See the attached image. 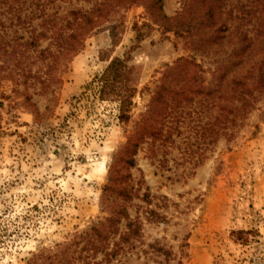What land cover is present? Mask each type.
<instances>
[{"label":"rangeland","instance_id":"rangeland-1","mask_svg":"<svg viewBox=\"0 0 264 264\" xmlns=\"http://www.w3.org/2000/svg\"><path fill=\"white\" fill-rule=\"evenodd\" d=\"M161 1L168 18L184 9V0ZM95 2L57 1L51 12L89 10ZM111 4L76 55L52 47L46 58L35 52L22 64L1 59L0 264L54 253L108 217L104 189L115 168L130 178L128 211L142 234L111 264H166L151 248L157 245L172 251L170 264H264V92L217 139L218 99L205 94L220 56L193 50L142 2ZM114 58L127 60L136 90L126 123L119 102L100 95L99 78ZM181 58L198 65L196 88H185L178 109L170 96L161 135L140 142L133 166L120 161L129 140L154 124L156 93ZM263 58L264 49H252L244 73Z\"/></svg>","mask_w":264,"mask_h":264},{"label":"trees","instance_id":"trees-1","mask_svg":"<svg viewBox=\"0 0 264 264\" xmlns=\"http://www.w3.org/2000/svg\"><path fill=\"white\" fill-rule=\"evenodd\" d=\"M57 1L66 3L70 0H0V62L3 57H13L16 63L22 64L23 58H29L35 52L46 58L52 54V47L58 49L60 55H76L86 39L100 27V18L111 13V2L116 0H95L89 10L71 9L62 15L59 7L51 12ZM118 1L142 2L156 23L187 39L193 50L205 54L212 50L220 56L209 92L205 94L203 87L198 86L202 89L198 94L218 99L214 123L217 139L228 122L235 130L238 121L254 109L256 95L264 92V58L254 62L244 73L252 49H264V0H184L183 11L174 18L164 15L161 0ZM35 20L39 23L34 24ZM44 40H50L49 46L39 49ZM197 68L193 61L181 58L168 69L154 98L150 118L154 124L150 122L141 134L129 140L120 161L133 166L131 157L140 142L147 136L157 139L161 135L163 122L173 110L169 107L170 96L178 109L180 101L177 98L186 93L185 88L197 86ZM189 71L194 74L188 76ZM99 83L101 97L117 100L119 120L128 122L136 90L127 60H111ZM233 135L234 131L229 136ZM129 181V176L122 175L118 168L112 170L103 200V208L109 216L75 236L71 244L58 246L56 252L33 254L27 264H111L120 255L135 249L134 243L142 234V222L139 218L133 219L128 211L133 199ZM238 240L242 242V239ZM151 248L164 256L166 264L171 263V250L158 245ZM98 254L103 256L100 262L94 261Z\"/></svg>","mask_w":264,"mask_h":264}]
</instances>
